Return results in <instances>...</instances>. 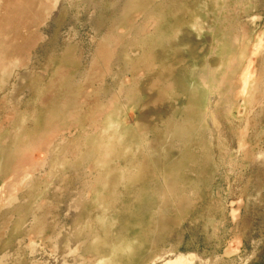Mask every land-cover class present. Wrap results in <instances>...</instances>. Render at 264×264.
I'll return each mask as SVG.
<instances>
[{"label":"rangeland","instance_id":"obj_1","mask_svg":"<svg viewBox=\"0 0 264 264\" xmlns=\"http://www.w3.org/2000/svg\"><path fill=\"white\" fill-rule=\"evenodd\" d=\"M172 252L264 264V0H0V264Z\"/></svg>","mask_w":264,"mask_h":264},{"label":"bare ground","instance_id":"obj_2","mask_svg":"<svg viewBox=\"0 0 264 264\" xmlns=\"http://www.w3.org/2000/svg\"><path fill=\"white\" fill-rule=\"evenodd\" d=\"M195 257L196 256L192 253L172 252L161 256L153 264H193V259Z\"/></svg>","mask_w":264,"mask_h":264}]
</instances>
